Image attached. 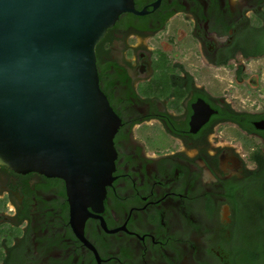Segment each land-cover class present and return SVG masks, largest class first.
Wrapping results in <instances>:
<instances>
[{"label": "flooded vegetation", "instance_id": "1", "mask_svg": "<svg viewBox=\"0 0 264 264\" xmlns=\"http://www.w3.org/2000/svg\"><path fill=\"white\" fill-rule=\"evenodd\" d=\"M133 7L95 48L120 121L102 202L76 230L63 180L0 165V264H230L262 210L264 80L246 64L264 59V0Z\"/></svg>", "mask_w": 264, "mask_h": 264}, {"label": "water", "instance_id": "2", "mask_svg": "<svg viewBox=\"0 0 264 264\" xmlns=\"http://www.w3.org/2000/svg\"><path fill=\"white\" fill-rule=\"evenodd\" d=\"M126 12L133 0H0V165L63 180L80 231L112 180L120 123L95 48Z\"/></svg>", "mask_w": 264, "mask_h": 264}, {"label": "trees", "instance_id": "3", "mask_svg": "<svg viewBox=\"0 0 264 264\" xmlns=\"http://www.w3.org/2000/svg\"><path fill=\"white\" fill-rule=\"evenodd\" d=\"M259 198L262 210L252 217L241 219V224L246 222L250 227L248 231L251 232L248 236H241V226L240 237L227 248L230 264H264V194H260ZM254 220L256 224L251 226V221Z\"/></svg>", "mask_w": 264, "mask_h": 264}, {"label": "rangeland", "instance_id": "4", "mask_svg": "<svg viewBox=\"0 0 264 264\" xmlns=\"http://www.w3.org/2000/svg\"><path fill=\"white\" fill-rule=\"evenodd\" d=\"M246 68L249 72V76H251L252 74L259 75L258 73L260 72L261 73L260 79L262 81L264 80V59L261 61H257V62H250V63L246 64ZM258 68H260V69H258ZM260 85L261 86L256 89V92L259 95L258 98L264 99V83L263 84L260 83ZM255 224H256L255 220L251 221V226L255 225ZM241 226H242L241 236H248L249 233L251 232V231H248L250 228L248 226V224L245 222V223L241 224ZM239 241H240V239H239ZM243 244H245V242H243ZM259 264H261V263H259Z\"/></svg>", "mask_w": 264, "mask_h": 264}]
</instances>
